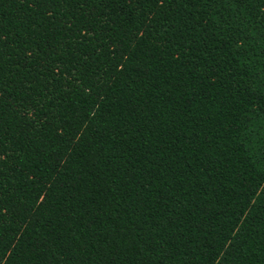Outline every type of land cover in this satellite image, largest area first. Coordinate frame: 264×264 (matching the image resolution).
I'll return each mask as SVG.
<instances>
[{
    "label": "trees",
    "instance_id": "trees-1",
    "mask_svg": "<svg viewBox=\"0 0 264 264\" xmlns=\"http://www.w3.org/2000/svg\"><path fill=\"white\" fill-rule=\"evenodd\" d=\"M0 264H264V0H0Z\"/></svg>",
    "mask_w": 264,
    "mask_h": 264
}]
</instances>
